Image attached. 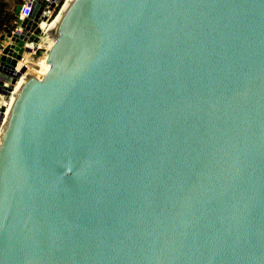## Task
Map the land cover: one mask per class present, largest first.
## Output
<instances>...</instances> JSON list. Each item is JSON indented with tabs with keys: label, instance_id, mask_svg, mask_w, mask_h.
<instances>
[{
	"label": "water",
	"instance_id": "1",
	"mask_svg": "<svg viewBox=\"0 0 264 264\" xmlns=\"http://www.w3.org/2000/svg\"><path fill=\"white\" fill-rule=\"evenodd\" d=\"M50 33L0 132V264H264V0H68Z\"/></svg>",
	"mask_w": 264,
	"mask_h": 264
},
{
	"label": "built area",
	"instance_id": "2",
	"mask_svg": "<svg viewBox=\"0 0 264 264\" xmlns=\"http://www.w3.org/2000/svg\"><path fill=\"white\" fill-rule=\"evenodd\" d=\"M68 0H13L14 18L12 24L1 34L11 33V36L22 38L23 51L16 63L13 65L15 71L21 72L15 82L11 83L12 76L8 79L0 72V132L8 112L14 91L25 74H33L41 78L44 74L41 69L40 61L47 55V50L53 44L50 33L51 27L54 25L62 8ZM36 24L33 25V22ZM36 28L38 30L36 31ZM20 35H23L20 37ZM0 39V55L5 44L15 42L10 39ZM17 44V42H15ZM16 51V49H13ZM36 58V60H34ZM24 67V71H21ZM24 72V73H23ZM12 84V88L8 87Z\"/></svg>",
	"mask_w": 264,
	"mask_h": 264
},
{
	"label": "trees",
	"instance_id": "3",
	"mask_svg": "<svg viewBox=\"0 0 264 264\" xmlns=\"http://www.w3.org/2000/svg\"><path fill=\"white\" fill-rule=\"evenodd\" d=\"M2 4H4V2H2ZM3 13H2V31L6 30L11 24H12V21H13V18H14V11H11V10H5L4 8L2 9Z\"/></svg>",
	"mask_w": 264,
	"mask_h": 264
},
{
	"label": "crops",
	"instance_id": "4",
	"mask_svg": "<svg viewBox=\"0 0 264 264\" xmlns=\"http://www.w3.org/2000/svg\"><path fill=\"white\" fill-rule=\"evenodd\" d=\"M2 2H4V4H2ZM3 8L5 10L7 9L8 11L9 10L14 11V5L11 4V0H0V35L3 32L2 31V25H3V23H2V13H3L2 9Z\"/></svg>",
	"mask_w": 264,
	"mask_h": 264
},
{
	"label": "bare ground",
	"instance_id": "5",
	"mask_svg": "<svg viewBox=\"0 0 264 264\" xmlns=\"http://www.w3.org/2000/svg\"><path fill=\"white\" fill-rule=\"evenodd\" d=\"M47 60V57H45L44 59H42L40 61V64H41V69L43 70V72L45 73V71L49 68L50 64L49 62L46 61ZM24 68V67H23ZM24 71V70H23ZM24 73V72H23Z\"/></svg>",
	"mask_w": 264,
	"mask_h": 264
},
{
	"label": "rangeland",
	"instance_id": "6",
	"mask_svg": "<svg viewBox=\"0 0 264 264\" xmlns=\"http://www.w3.org/2000/svg\"><path fill=\"white\" fill-rule=\"evenodd\" d=\"M11 4H13V0H11ZM34 60H36V58H34Z\"/></svg>",
	"mask_w": 264,
	"mask_h": 264
}]
</instances>
